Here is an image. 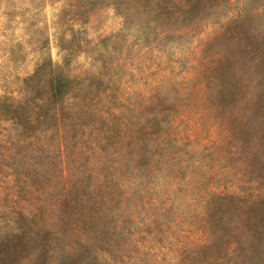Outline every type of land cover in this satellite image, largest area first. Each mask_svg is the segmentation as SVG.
<instances>
[{"label":"rangeland","instance_id":"374dc122","mask_svg":"<svg viewBox=\"0 0 264 264\" xmlns=\"http://www.w3.org/2000/svg\"><path fill=\"white\" fill-rule=\"evenodd\" d=\"M120 3L114 8L102 0L76 11L69 2L61 13L63 4L52 0H0V98L20 97L22 79L33 72L42 53L62 61L59 35L73 42L68 71L75 80L60 130L16 127L0 110V233L13 229V212L37 206L38 199L28 198L27 185L49 188L57 196L65 177L87 179L93 187L106 176L110 198L118 204L100 225L112 245L111 252H97L101 264H202L209 252L195 242L200 243L203 200L173 186L175 178L196 171V156L155 164L137 183L123 176L122 186L114 190L119 182L115 164L123 159L124 148L133 157L139 145L164 154L167 148L173 152L208 142V114L195 92L186 90L197 81L183 69L198 63L192 58L200 44L218 34V22H226L241 3L194 21L188 36L172 32L154 53L149 37L167 26L158 27L151 15L131 3V10L123 9ZM259 30L264 35L263 21ZM155 85L159 99L152 96ZM259 196L264 197V188ZM29 263L30 258L20 264Z\"/></svg>","mask_w":264,"mask_h":264},{"label":"trees","instance_id":"16d2710c","mask_svg":"<svg viewBox=\"0 0 264 264\" xmlns=\"http://www.w3.org/2000/svg\"><path fill=\"white\" fill-rule=\"evenodd\" d=\"M52 1L63 4L60 12L64 13L69 2L79 11L102 0ZM108 1L114 8L121 6V0ZM122 1L123 9L126 5L131 10V3L154 17L158 27L167 26L149 37L151 53L160 51L172 32L188 36L194 21L228 11L240 1L234 15L218 22V34L200 44L202 48L192 58L199 59L198 63L183 69L185 74H194L197 81L187 84L186 90L195 92L201 110L208 114V142L199 141L196 148L187 146L173 152L167 148L164 154L139 145L133 157L124 148L123 159L115 164L119 182L113 189L122 186L123 176L137 183L141 175L156 169L155 164L193 154L196 171L175 178L173 186L183 190V195L192 199L199 195L203 200L198 218L202 224L200 243L195 242L209 252L202 264H264V197L259 196L264 188V35L259 30L264 22V0ZM253 2H259L255 9L248 7ZM57 39L64 52L62 61L54 62L50 54L42 53L33 72L22 79L20 97L0 98V110L16 127H39L42 133L48 127L62 128L61 113L69 105L67 98L75 84L68 71L74 54L71 39L63 35ZM158 86L151 89L157 99ZM108 183L106 176L93 187L87 179L65 177L57 196L49 188L27 185L28 198L38 199L37 206L13 212V229L0 233V264H20L28 258L29 264H101L97 252H111L112 245L100 225L118 204L110 198ZM181 184L184 189L179 188Z\"/></svg>","mask_w":264,"mask_h":264}]
</instances>
